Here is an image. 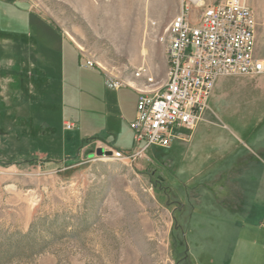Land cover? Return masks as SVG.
Listing matches in <instances>:
<instances>
[{"label":"rangeland","instance_id":"obj_1","mask_svg":"<svg viewBox=\"0 0 264 264\" xmlns=\"http://www.w3.org/2000/svg\"><path fill=\"white\" fill-rule=\"evenodd\" d=\"M213 1L219 0H204ZM247 2L257 21L256 53L264 58V0ZM13 13L15 25L0 39V264H179L187 246L178 229L177 173L187 155L170 144L150 147L132 165L93 160L98 139L123 151L133 147L129 123L136 95L127 86L108 87L104 76L71 59L73 52L64 62L60 39L46 22ZM169 22L140 39L87 28L86 38L73 40L81 62L93 59L124 84H131L142 63L162 83ZM16 33L24 38L18 47ZM260 77L264 73L239 75L230 79L233 93L210 95L197 124L208 130V144L258 141L264 133ZM65 118L74 130L63 129ZM98 128L117 132L115 144L85 137L76 148L67 146L66 154L45 153H57L65 138L75 144L78 134ZM207 168L199 164L196 170Z\"/></svg>","mask_w":264,"mask_h":264},{"label":"crops","instance_id":"obj_2","mask_svg":"<svg viewBox=\"0 0 264 264\" xmlns=\"http://www.w3.org/2000/svg\"><path fill=\"white\" fill-rule=\"evenodd\" d=\"M103 1L105 3L96 0H0V39H3L5 29L14 27V11L32 14L34 19L46 22L58 36L61 43L59 54L64 62L68 52H73L71 59L75 57L81 66L79 48L73 38H86L87 28L94 31L103 28L107 32L103 36L140 39L146 33H157L158 23L169 22L180 5V0ZM56 7L64 13H58ZM26 21L33 22V19ZM20 34L23 42L17 33L14 34L18 39L15 40L17 47L24 44L23 33ZM26 36L30 37L29 32ZM0 43L4 46L3 42ZM55 44L57 49L58 43ZM90 70L104 76L98 68ZM235 77L217 79L211 96L233 93L236 84L230 79ZM257 80L260 90L264 91V77ZM129 88L136 95L137 102V92ZM88 132L78 134L75 144L65 138L62 152L49 150L45 153L66 154L67 146L76 148L85 137H101L111 145L118 138L117 132L106 128ZM183 134L182 139L171 143L173 148L187 155L185 166L180 165L177 173L180 184L178 229L187 246V252L178 259L179 264H264V142L259 141V138L264 139V133H260L252 146L231 142L208 144V130L198 125ZM200 153L201 163L197 159ZM199 164L208 168L197 171Z\"/></svg>","mask_w":264,"mask_h":264},{"label":"built area","instance_id":"obj_3","mask_svg":"<svg viewBox=\"0 0 264 264\" xmlns=\"http://www.w3.org/2000/svg\"><path fill=\"white\" fill-rule=\"evenodd\" d=\"M256 28L257 21L247 0H180L179 18L166 44L170 78L165 87L151 91L123 84L121 78L105 74L100 63L86 57L81 66L100 69L108 87L129 86L137 92L136 113L129 123L133 147L123 151L98 139L95 151L102 148L103 153L134 163L150 147L167 148L182 139L183 132L192 131L208 108L217 79L264 73V58L256 53ZM133 74H142V82L153 77L146 63L135 68ZM62 125L65 130L75 129L68 118ZM95 151L90 156L93 160Z\"/></svg>","mask_w":264,"mask_h":264},{"label":"bare ground","instance_id":"obj_4","mask_svg":"<svg viewBox=\"0 0 264 264\" xmlns=\"http://www.w3.org/2000/svg\"><path fill=\"white\" fill-rule=\"evenodd\" d=\"M177 18H179V9H178V12L176 13V15L171 19V21L169 22V24L166 28V44H167L169 37H171V35H172V28H173L175 20H177ZM166 44H165V55H166ZM132 77H133V80L131 82V85H133L135 87V89H140L141 91H151L154 88L165 87L166 80L170 78V69L166 68L165 78H164L162 83H158L157 80L155 79L154 75H153V77L148 78L147 80H145L143 82H142V74H133V72H132ZM96 158H99V159L109 158V159H115L118 161H122L125 164H129V165L133 164V163H131V160L119 159V158L114 157L110 153H103L101 155L96 154Z\"/></svg>","mask_w":264,"mask_h":264},{"label":"water","instance_id":"obj_5","mask_svg":"<svg viewBox=\"0 0 264 264\" xmlns=\"http://www.w3.org/2000/svg\"><path fill=\"white\" fill-rule=\"evenodd\" d=\"M107 153V152H106ZM96 154L97 155H101V154H103V149L102 148H97L96 149ZM91 156V155H90Z\"/></svg>","mask_w":264,"mask_h":264}]
</instances>
